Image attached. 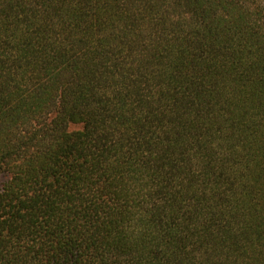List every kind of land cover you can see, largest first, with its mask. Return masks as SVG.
I'll return each instance as SVG.
<instances>
[{
	"label": "trees",
	"instance_id": "1",
	"mask_svg": "<svg viewBox=\"0 0 264 264\" xmlns=\"http://www.w3.org/2000/svg\"><path fill=\"white\" fill-rule=\"evenodd\" d=\"M0 264H264V0H0Z\"/></svg>",
	"mask_w": 264,
	"mask_h": 264
},
{
	"label": "rangeland",
	"instance_id": "2",
	"mask_svg": "<svg viewBox=\"0 0 264 264\" xmlns=\"http://www.w3.org/2000/svg\"><path fill=\"white\" fill-rule=\"evenodd\" d=\"M2 177L0 176V181H1Z\"/></svg>",
	"mask_w": 264,
	"mask_h": 264
}]
</instances>
